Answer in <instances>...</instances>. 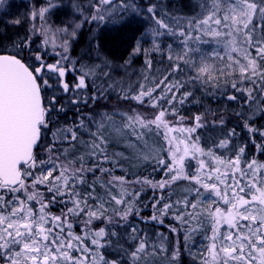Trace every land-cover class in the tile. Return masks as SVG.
Segmentation results:
<instances>
[{
	"label": "trees",
	"instance_id": "obj_1",
	"mask_svg": "<svg viewBox=\"0 0 264 264\" xmlns=\"http://www.w3.org/2000/svg\"><path fill=\"white\" fill-rule=\"evenodd\" d=\"M33 2L35 6L40 4V0ZM55 2L57 6L52 9L55 26L70 25L67 20L80 25L78 32L75 31L72 38L70 36L64 39L63 43L67 42L65 44L67 52L57 42L33 37L23 25L15 27L1 22L0 51L11 50L13 40L19 42L30 36L33 51L42 55L49 64L60 61L66 69L63 78H58L55 73L51 74L52 78L48 81L51 88L44 89L43 94L47 98L55 95L58 103L63 105L65 110L53 116V124H50L49 128L52 132L57 128L68 130V138L56 139L51 133L45 138L42 134V144L38 147L37 154L47 159V146L56 139L55 148L63 149L67 154L65 157L57 153L60 155V163L73 160L75 166L83 163L86 170L95 169V171H86L85 182L76 186V191L80 195L73 199L81 200V207L83 201L87 200L93 210L102 202L104 195L106 196L104 200L108 203L104 217L91 218V221L96 223L89 228L83 226L85 221L89 220L84 212L76 216L68 213V208L73 204L68 198L67 189L64 196L55 197L51 204L56 205H48L45 212L49 213L50 217L67 216L68 222L72 225L71 231L75 236L84 238L83 246L90 249L89 259L95 255L96 264H104L108 261L132 264L130 253L138 246L137 240L133 237L144 240L146 252L149 253L141 254L142 258L138 264H205L208 248L212 243L210 237L213 235L208 212L218 206L216 203H205V201L210 196L213 201L217 198L212 196L211 190L200 188L202 195L199 197L197 209L185 208V201L188 204L197 201L194 189L199 188L200 185L192 179H179L163 191H158V182L166 181L173 174L168 172L165 175L167 166L171 163L167 142L161 137L158 130L160 128L156 125L141 126L135 121H128V117H133L137 113L144 119L150 120L148 113L147 116L143 115V109L151 106L148 103L139 106L136 100L124 97L136 95L141 84L151 87L164 76L168 77L165 84L175 78L182 84L176 92V99L171 103L167 99H161L157 101V107L151 108L166 110L168 115L175 120L179 119L187 128L194 127L195 118L199 116L203 126L196 128L195 132L182 135L185 142L187 139L195 141L196 137H199L198 145L204 153L211 150L214 156L223 160L233 159L237 150L244 147L240 161L241 168L245 167L246 160L255 159L264 163V151L258 147L264 144V136L259 135V132L250 134L244 127L245 120L242 119L245 116L250 117L248 123L264 131V113L257 111L251 102H246L245 93L231 87L235 81H225L218 73H214L211 82L207 77H203L201 81L193 79L192 77L196 76V68L189 69L183 61L177 59L182 55H177L175 60L174 56L168 58L170 54L166 49H164L165 55L159 51L155 52V44L148 38L150 31L161 37H180L181 32H185L187 36L192 32L189 28L190 24L193 26L199 20L206 18L210 12H214L211 2L135 0V5L141 10L148 3L157 4L156 19L167 24L168 29L160 27L156 19L143 12L139 15L129 13L121 17L114 11L111 15L106 14L104 21L91 20L90 17L96 14L97 0H55ZM257 22L258 17L253 23ZM262 31L264 29L258 28L256 35ZM190 35L192 39L186 40L184 36V40H195V37L199 36L193 32ZM175 64L180 65V71H172ZM81 76H84L87 87L73 89L68 93L63 92L61 87L63 82H68L72 88ZM235 83L239 87L240 82ZM161 88L163 85H160L156 92H160ZM184 93L190 94L183 97ZM231 95H235L238 99L229 100L227 97ZM182 98L184 102L180 103ZM73 99L76 103L70 102ZM172 110H175V115L171 114ZM105 115L111 119H105L103 127H99L101 117ZM180 117H183V120ZM187 119L189 123L183 122ZM221 119L223 124L220 123ZM81 123L84 127H80ZM113 128L124 130L123 138L114 134ZM233 130L235 135L229 138L228 133ZM71 132L76 133V140H71ZM98 137H102V143ZM223 139H229V143L227 147L221 148L218 145ZM144 140H152L154 145L163 143L164 146L157 154L150 157L142 147ZM94 143L99 147L94 149ZM123 143H126V146H122ZM145 156L148 158L145 159ZM81 157H83L82 161ZM159 160H162L163 164H160ZM199 161H203V166ZM215 167H219L221 172H213ZM33 171L39 173V163ZM223 171L224 165H218L215 159L202 153H196L195 158L189 153L184 160L186 174L196 176L209 184L215 182L219 185L216 177ZM208 173H212L211 179H208ZM56 175L57 172L54 177ZM28 179L31 182V177ZM145 180L151 183H145ZM102 184L107 188L102 187ZM153 185L157 186L153 187ZM50 194L49 198L53 193ZM11 195L13 194L9 193L5 196V200ZM15 195L20 199H26L22 192H17ZM116 200H120L121 203L117 204ZM29 204L34 212L40 207L34 201H30ZM165 204L170 207L166 210L167 214L162 215L161 207ZM129 209L127 219H122L124 212ZM196 212L201 214L196 215ZM187 213L193 215L190 217ZM154 215L157 217L156 220L152 219ZM108 217H111L110 223L107 222ZM47 226L46 224L45 227ZM226 227L227 225L222 226L219 231L223 232ZM101 228L109 235L101 240L104 246L97 248L91 243L92 235L85 236V233L88 229L95 232ZM55 231L58 232L59 229ZM67 231L65 225L64 235ZM186 236L189 237L187 240H185ZM75 243L73 241V244ZM161 245L166 251L161 250ZM177 250L178 257L174 260L172 254ZM72 255L78 253L73 252ZM100 256L103 260H100ZM0 264H5V261L0 259Z\"/></svg>",
	"mask_w": 264,
	"mask_h": 264
},
{
	"label": "snow or ice",
	"instance_id": "obj_2",
	"mask_svg": "<svg viewBox=\"0 0 264 264\" xmlns=\"http://www.w3.org/2000/svg\"><path fill=\"white\" fill-rule=\"evenodd\" d=\"M224 2L225 0H215L216 7L219 8ZM226 3L227 11L222 18L213 19L216 13L211 12L206 18L199 20L196 27L199 29L201 24L208 25L209 21L215 25H221L223 20L224 27L230 29L224 35L232 37L225 43L229 59H232V52L242 51L247 61L246 64H241L239 60L234 61L239 67L241 77L239 87L235 82L231 84V87L245 93L246 102H251L257 111L264 113V66L259 63L264 61V31L255 35L254 39L257 29H264V0H226ZM5 4L6 0H0V6ZM101 6L112 7L102 8ZM95 7L96 14L92 15L90 19L104 21L105 15H111L114 11L121 17H125L129 13L139 15L143 12L156 19L158 5L148 3L141 10L135 5V0H97ZM47 11V8L40 10L41 21ZM36 15L37 13L33 12L32 18L34 19ZM257 17L258 22L254 24L253 20ZM9 22L19 24L20 20L12 18ZM156 22L162 28L168 29L169 27L160 19H156ZM76 27L78 28L80 25L78 24ZM169 31L171 30L169 29ZM233 33L236 36H243L245 47L238 48L237 39ZM72 34L75 35L74 32ZM205 34L221 35L217 29H212L210 32L205 29ZM180 35L186 36L185 32H181ZM192 38L190 34L186 36V40ZM195 40H200V36H196ZM250 49L256 52L255 57L251 56ZM67 50L65 46L64 51L67 52ZM188 51L189 49L186 47L185 56ZM169 58L171 59V57ZM177 59H183V57H177ZM180 70L179 64L173 65V72ZM213 71V65L201 58L199 66H196V76L192 78L200 79L202 76H207L208 79H211ZM65 72L66 69L60 61L49 64L42 55L31 49L30 36L19 42L13 40L11 50L0 51V259H3L5 264H96L95 255L89 259L90 249L83 246L84 238L75 236L71 231L72 225L68 222L67 216L63 218L60 216L50 217V214L45 212L47 203L35 188V185H44L47 182V190L53 193L48 200L49 203L54 201L56 196H64L67 189L68 198L72 200L73 204L68 208V213L76 216L84 212L89 217V220L85 221L86 228L91 223V218L102 216L106 211L102 204L93 210L89 207L87 200L83 201V207H81V200L73 199L80 195L76 191V186L85 182L86 171H95V169L88 168L86 170L83 163L75 166L73 160H66L65 163L59 162L60 155L66 157L67 154L63 149L55 148L56 139H67L68 130L57 128L55 132H52L49 125L53 124V116L65 109L62 104L58 103L55 95L47 98L43 91L51 88V84L48 82L52 78L51 74L55 73L58 78H63ZM166 80L168 77L164 76L151 87L141 84L136 95H126L124 98L134 99L140 105L148 103L151 107H157V101L161 99H167L171 103L176 99V92L179 91L182 84L175 78L165 84ZM244 80H248L249 83L244 84ZM160 85H163V88L157 93L156 89L160 88ZM61 87L63 92L68 93L73 89L85 88L87 85L84 76H81L78 83L72 88L68 82H63ZM154 93L156 94L154 95ZM189 94L184 93L183 97ZM227 98L229 100L238 99L235 95ZM70 102L76 103L74 99ZM179 102L183 103V98ZM171 114L175 115V110H172ZM165 116L166 110L161 108L151 120H146L137 113L133 117H128V121H135L141 126L154 124L157 127L163 125L165 128H169L168 122L164 119ZM105 119H111V117L107 115L101 117L99 127H103ZM180 119L183 120V117ZM242 119L245 120L244 127L250 134L259 132V135L264 136V131H260L248 123L250 117L245 116ZM195 121L194 127L186 129L187 132H195L196 128L203 126L199 116L195 118ZM220 123L223 124V119L220 120ZM80 127H84L83 123ZM169 130L172 129L169 128ZM49 133L56 139L47 146L48 157L45 159L38 156L36 149L38 145L42 144V134L46 138ZM93 135L95 134L93 133ZM233 135H235L234 130L228 133L229 138ZM76 139V133L71 132V140ZM98 139L101 143L103 142L102 137H98ZM165 139H167L166 135ZM198 140L199 137H196L195 141L190 139H187V142L180 141V144L184 145L183 148L180 147V144L173 145L169 141L168 152L171 163L167 166L165 175L168 172H173V174L166 181L158 182L159 187L163 188L166 184H171L177 179L195 180L200 185L199 188L194 189L197 201L191 204L185 201V208L190 207L193 210L197 209L200 202L199 197L202 195L200 188L206 191L211 190L212 196L217 198L213 201L210 196L205 201V203L212 202L218 205L214 210L208 212L213 235L210 237L212 243L209 245L205 264H264V163L255 159L246 160L245 167L241 168L240 161L244 147L237 150L233 159L223 160L214 156L211 150L204 153V150L198 145ZM228 143L229 139H223L218 146L224 148L228 146ZM98 147V144H93L94 149ZM258 147L264 151V144ZM189 153L193 158L196 153L205 154L215 159L218 165H224V171L216 177L219 185L223 186L222 188L215 182L209 184L184 172V159ZM80 159L82 161L83 157ZM158 162L163 164L162 160ZM38 163L40 171L36 173L33 170L37 168ZM199 163L203 166V161H199ZM212 171L221 172L219 167L213 168ZM53 172H57L55 177L52 176ZM237 173H239V177H237ZM211 176L212 173H208V179H211ZM29 177H31V192L28 191L29 185L26 184ZM49 177L52 179L49 180ZM144 182L151 183L148 180ZM156 186L153 185V187ZM21 191L26 199H20L15 195ZM9 193L13 195L5 200V196H8ZM32 200H36L40 206L35 212L29 204ZM116 203L119 204L121 201L116 200ZM169 207L168 204L162 205V215L167 214L166 210ZM129 211L130 209L124 212L122 219H127ZM187 214L190 217L193 215V213ZM195 214L200 215L201 213L196 212ZM152 219L156 220L157 217L154 215ZM108 220L111 222V217H108ZM245 221L247 223H244ZM46 224L47 227H45ZM65 225L68 228L66 235H64ZM224 225L227 227L223 232H220V228ZM56 229L59 231H55ZM89 234L92 235L91 243L97 248L104 246L101 240L109 235L103 228L95 232L88 229L85 236ZM110 235H115V233H110ZM188 238L186 236L185 240ZM217 238H219V242H217ZM133 239L137 240L138 246L134 248L130 256L132 264H138L142 258L141 254L148 255L149 253L146 252L144 240L138 237H133ZM73 241L76 243L73 244ZM161 250L166 251L162 245ZM73 252L78 255H72ZM177 257L178 250L173 252L172 259L175 260ZM100 260H103L102 256H100ZM104 264H118V262L108 261Z\"/></svg>",
	"mask_w": 264,
	"mask_h": 264
},
{
	"label": "rangeland",
	"instance_id": "obj_3",
	"mask_svg": "<svg viewBox=\"0 0 264 264\" xmlns=\"http://www.w3.org/2000/svg\"><path fill=\"white\" fill-rule=\"evenodd\" d=\"M211 2V5L213 7L214 12L216 13V17H223L225 12L227 11V3L226 0L224 3H221L220 7H216L215 0H208ZM33 0H6V4L4 6H0V22L6 25H15V27H19L20 25H23L29 33L33 37H42L45 38L48 41H54L62 45V47H65L66 45L63 43L65 38H71L74 36L72 33L75 31L78 32L79 27L77 28L74 22H71L67 20V22L70 25L66 26H55L53 24V16H52V9L57 6V2L55 0H40V4L38 6L33 5ZM47 8L48 11L44 13L43 21H41V18L39 16V12L41 9ZM36 12L37 15L33 19L32 13ZM211 13V12H210ZM12 18H18L20 20L19 24L10 23L9 21ZM256 18H254L255 20ZM253 20V21H254ZM192 22V21H191ZM197 24V23H195ZM189 25L190 31L193 33H197V35L200 36V40H184V36L170 38V36L161 37L158 36L155 33H152L154 31H150L148 38L151 42H154V51L164 54V49H166V52L170 54L169 57L172 58V56H181L183 59H179L180 61H183L188 68H196V66H199L201 62V58L206 60L209 64L213 65L214 71L212 72V76L214 73H218V75H222L224 77L225 81H239L241 73L239 71V67L237 64L234 63L235 60H239L241 64H246L247 61L243 55L242 51L232 52L231 56L232 59H229V54L226 52L225 49V43L231 39L232 37L224 35V33H227L230 31L229 28L224 27V22L222 20L221 25H215L212 21L209 22L208 25L201 24L199 29H197L196 25ZM57 27L58 29L54 28ZM251 27V25H250ZM77 29V30H76ZM205 29H207L209 32L212 29H217L221 35L219 36H213L210 34H205ZM190 32V34H192ZM152 33V34H151ZM254 34V38H255ZM233 36H236L235 33H233ZM238 48H243L245 45L243 44V36H236ZM189 49L187 52V56H185V51ZM198 49V50H197ZM251 52V56L255 57L256 52L254 50H249ZM168 57V58H169ZM187 61V63H186ZM262 66H264V61L259 62ZM196 71V70H195ZM202 76L199 81L203 80ZM213 78V77H212ZM211 79L208 81L211 82ZM244 83H249L248 80H244ZM139 106H142L139 104ZM159 109L151 108V107H145L143 109V115L150 117L149 119H153L154 116L158 113ZM152 111V112H151ZM169 125V128L172 130H169V128H165L163 125L159 126L160 129L159 132L161 134V137L164 138L167 142V150L169 146V141L172 142L173 145L180 144V141L183 140L182 135H186L188 132L184 124H181L179 119H174L171 115H168L166 113V116L164 118ZM183 122L189 123V120H184ZM184 125V126H183ZM157 126V125H156ZM183 126V127H182ZM114 134L119 135L121 138H123V132L121 128H113ZM165 135L167 136V139H165ZM143 148L146 151V155H149L150 157L152 155H155L161 150V148L164 146L163 143H158L157 145H154L152 140H144L143 141ZM131 144V143H130ZM129 145V144H128ZM135 147V145L131 144ZM122 146H126V143H123ZM183 144H180V147L183 148ZM185 160V159H184ZM35 170V169H34ZM55 172H53L52 176L54 177ZM52 177H49V180H51ZM30 179L26 180V184L29 185L28 191H32L31 182H29ZM177 179L176 181H178ZM174 183V182H173ZM166 184L163 188L157 187L158 191H163L165 188H168L169 186L173 185ZM47 182H45L44 185H35L36 190L41 194V196L44 199V202L47 203V206H52L56 204H51L48 202L49 196H51V192L47 190ZM102 187L105 189L107 188L106 185L102 184ZM23 193V191H21ZM105 195L102 198V202H100L97 206L100 207V205H103V208L107 211V203L105 199ZM36 203V200H32ZM37 204V203H36ZM39 205V204H37ZM104 211V213L106 212ZM104 213L102 217H104ZM60 216V215H58ZM108 223L109 220L107 221ZM96 222L91 221L90 224L87 225V227H92ZM85 226V225H83Z\"/></svg>",
	"mask_w": 264,
	"mask_h": 264
},
{
	"label": "water",
	"instance_id": "obj_4",
	"mask_svg": "<svg viewBox=\"0 0 264 264\" xmlns=\"http://www.w3.org/2000/svg\"><path fill=\"white\" fill-rule=\"evenodd\" d=\"M41 141H42V136H41ZM39 147V145L37 146V148ZM37 150V149H36Z\"/></svg>",
	"mask_w": 264,
	"mask_h": 264
}]
</instances>
